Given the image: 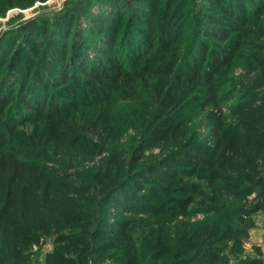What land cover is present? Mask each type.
<instances>
[{
  "label": "trees",
  "instance_id": "1",
  "mask_svg": "<svg viewBox=\"0 0 264 264\" xmlns=\"http://www.w3.org/2000/svg\"><path fill=\"white\" fill-rule=\"evenodd\" d=\"M47 2L0 0V17ZM10 20L0 264H42L47 244L43 264H264V0Z\"/></svg>",
  "mask_w": 264,
  "mask_h": 264
},
{
  "label": "rangeland",
  "instance_id": "2",
  "mask_svg": "<svg viewBox=\"0 0 264 264\" xmlns=\"http://www.w3.org/2000/svg\"><path fill=\"white\" fill-rule=\"evenodd\" d=\"M65 2H66V0H48L47 3H38L35 6L28 8V9H25V10L19 11V10L13 9L10 11V13L6 17H0V32L3 29H8V28L12 27V25H15V23H12L10 20L12 17H15L19 14H23L24 20L29 19L31 17L36 16L40 12L59 10L64 6ZM241 73H242V69L238 67L236 69V75L240 76ZM151 153L157 155V154H162V151L160 148H156L153 151H151ZM110 209H111L110 214H111L112 220L115 217H117L118 215L121 216L122 214H125V212H123L120 209L115 208L114 206L113 207L111 206ZM199 218H201V217H199ZM260 224H261V227L264 228V221H261ZM258 236H263V235H259L258 233H254L253 238H252L253 241H256L259 238ZM263 239H264V237H263ZM52 249H53L52 244H47L41 250L42 253L40 256V261L42 262V264L44 262V255L47 252L51 251ZM263 252H264V246H263Z\"/></svg>",
  "mask_w": 264,
  "mask_h": 264
},
{
  "label": "crops",
  "instance_id": "3",
  "mask_svg": "<svg viewBox=\"0 0 264 264\" xmlns=\"http://www.w3.org/2000/svg\"><path fill=\"white\" fill-rule=\"evenodd\" d=\"M263 234H264V232L259 233V235H263Z\"/></svg>",
  "mask_w": 264,
  "mask_h": 264
},
{
  "label": "built area",
  "instance_id": "4",
  "mask_svg": "<svg viewBox=\"0 0 264 264\" xmlns=\"http://www.w3.org/2000/svg\"><path fill=\"white\" fill-rule=\"evenodd\" d=\"M15 10H19V11H20V10H22V9H18V8H16Z\"/></svg>",
  "mask_w": 264,
  "mask_h": 264
}]
</instances>
